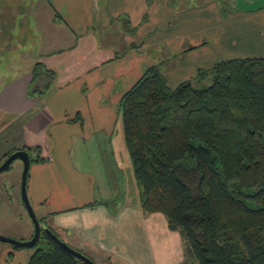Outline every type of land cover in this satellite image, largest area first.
I'll return each mask as SVG.
<instances>
[{
  "label": "crops",
  "instance_id": "obj_1",
  "mask_svg": "<svg viewBox=\"0 0 264 264\" xmlns=\"http://www.w3.org/2000/svg\"><path fill=\"white\" fill-rule=\"evenodd\" d=\"M9 7L4 20L10 24L18 7ZM36 11L46 35L35 57L12 79L0 74V135L29 115L15 149H48L50 159L39 163L42 171L32 180L39 192L29 190L42 226L95 264H195L180 234L163 215L143 214L139 198L112 199L114 209L92 200V183L105 180L101 173L109 168L89 173L86 161L124 154L114 140L120 98L150 66L159 65L173 87L218 61L264 57V0H43ZM9 24L1 22L0 30L10 31ZM15 40L1 36L0 55L15 50ZM35 63L55 78L49 90L29 96ZM121 132L123 139L122 122ZM96 133L108 147L89 146Z\"/></svg>",
  "mask_w": 264,
  "mask_h": 264
},
{
  "label": "trees",
  "instance_id": "obj_2",
  "mask_svg": "<svg viewBox=\"0 0 264 264\" xmlns=\"http://www.w3.org/2000/svg\"><path fill=\"white\" fill-rule=\"evenodd\" d=\"M205 75L209 86L192 78L170 87L152 65L122 94L139 206L165 217L195 264H264V57L218 61L194 77ZM31 78L28 95H41L55 73L35 63ZM32 249L27 264H85L43 230Z\"/></svg>",
  "mask_w": 264,
  "mask_h": 264
},
{
  "label": "rangeland",
  "instance_id": "obj_3",
  "mask_svg": "<svg viewBox=\"0 0 264 264\" xmlns=\"http://www.w3.org/2000/svg\"><path fill=\"white\" fill-rule=\"evenodd\" d=\"M42 1L43 0H16L14 3L13 0H0V23H5V26H8L9 24L7 19L4 20V14L6 18L9 14V9H7L8 6L10 5V7H13V5H15L16 8L18 7L15 19L11 18V22L9 24L11 30L8 31L9 27L5 31L0 30V37L2 36L7 38L13 34L16 39L15 42L18 45L15 50L12 49L11 51H5L4 49L0 55V74L2 76H6L7 79H12L14 74H19L21 70L29 66L28 60L33 56L35 57L36 51L38 50L37 45L46 35L45 26H42V23L36 19V10H38V8L42 5ZM13 9L14 8L11 10L12 12ZM14 26L15 28L13 29ZM26 26L30 27V32L28 31L29 28H27V30L25 29ZM28 32L29 34H27ZM25 42L27 43L26 45ZM7 79H2L1 83L4 82L3 80ZM192 80L193 86L196 88L209 86L211 84V78L209 75H205V77L201 80H196L195 77H193ZM28 117L29 115L22 116L16 123H14L12 128L6 129V131L0 135V165L3 162L5 155L14 151L15 147L23 142L24 137L20 130ZM115 126L116 131L114 134V140L117 142L118 138L121 140L120 143L124 149V154L122 155L119 152L114 158L106 157L103 161L98 163H93L94 157L89 156L86 162L90 169L85 170L87 172H94L95 167L101 165H104L111 170L109 171L106 169L105 172L101 173L103 177L105 176V180L103 179L100 181L98 178V181L94 184L92 183V186L90 187V190L93 193L92 200L105 202L108 204L110 209H114L115 207L113 204L114 200L117 204L119 201L125 202L130 200L137 202L138 200V193L135 186L132 167L122 139L120 116L119 122L116 123ZM49 132L50 131L48 129L47 133ZM88 144L91 148L95 149L108 147L107 142L103 139V137L100 138L98 133L94 135V138L90 140ZM29 156L30 167L26 182V194L35 216L39 217L40 214L35 211L36 207L29 198V190L32 187L39 192V185L33 184L32 180L34 179L33 181H35V176L40 175L42 165L31 161L35 160L37 156L49 160L50 155L47 148L41 147L39 153L32 150L29 153ZM91 159L92 162L89 161ZM114 160H117V163ZM116 164L119 165V172L115 166ZM22 170L23 164L17 159L10 164L7 170L0 172V236L24 242L29 239H22L24 237L21 236L27 230H29L30 233L31 231L33 232V224L23 205L20 195ZM118 174H121V182H119L118 179V181L116 180V178H118ZM112 176L115 177V179L112 180ZM123 193L127 195L124 200H122ZM33 251L34 250L32 248L16 249L10 244L0 242V264H27ZM9 252L18 254L15 256L12 255L8 258Z\"/></svg>",
  "mask_w": 264,
  "mask_h": 264
},
{
  "label": "water",
  "instance_id": "obj_4",
  "mask_svg": "<svg viewBox=\"0 0 264 264\" xmlns=\"http://www.w3.org/2000/svg\"><path fill=\"white\" fill-rule=\"evenodd\" d=\"M20 160L23 164V170H22V177H21V185H20V195L23 202V205L31 219V222L33 224V234L32 237L28 241H16L10 238L2 237L0 236V242L7 243L12 245L14 248H32L37 243V240L40 236L41 231L43 230L50 238L51 240L56 243L63 251L68 253L69 255L77 258L81 262L85 264H95L92 260H90L88 257L83 255L82 253L72 249L69 247L66 243L61 241L56 235H54L48 228L45 226H42L38 220V218L35 216L30 203L28 201V197L26 194V182L28 178V171L30 167V156L27 151L24 150H16L13 153H11L0 165V172H3L7 170L10 166V164L14 160Z\"/></svg>",
  "mask_w": 264,
  "mask_h": 264
}]
</instances>
